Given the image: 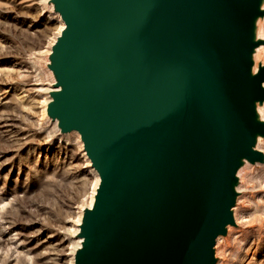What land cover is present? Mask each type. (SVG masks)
<instances>
[{
    "label": "water",
    "instance_id": "water-1",
    "mask_svg": "<svg viewBox=\"0 0 264 264\" xmlns=\"http://www.w3.org/2000/svg\"><path fill=\"white\" fill-rule=\"evenodd\" d=\"M49 114L100 175L74 264H214L238 157L264 136L254 103L261 0H53Z\"/></svg>",
    "mask_w": 264,
    "mask_h": 264
},
{
    "label": "rangeland",
    "instance_id": "rangeland-1",
    "mask_svg": "<svg viewBox=\"0 0 264 264\" xmlns=\"http://www.w3.org/2000/svg\"><path fill=\"white\" fill-rule=\"evenodd\" d=\"M261 18L264 27V8L251 41ZM59 26L50 0H0V264H70L76 218L96 181L80 136L60 134L44 112ZM262 46L264 38L254 47ZM251 148L259 158L238 164L235 218L214 264H264V147Z\"/></svg>",
    "mask_w": 264,
    "mask_h": 264
},
{
    "label": "bare ground",
    "instance_id": "bare-ground-1",
    "mask_svg": "<svg viewBox=\"0 0 264 264\" xmlns=\"http://www.w3.org/2000/svg\"><path fill=\"white\" fill-rule=\"evenodd\" d=\"M50 3L52 4L53 9L57 13L58 20H59V25H60L59 28H58V31L56 32V34H54V36L51 39V44H50V47H49V54L51 56V54L53 52V47L56 44L57 39L62 35L63 31L66 29V25H65L64 21L62 20L61 14L56 9L55 2L53 0H50ZM262 8H264V0L260 1L259 9L261 10ZM253 33H254V36H255L254 41H253L254 43H256L257 40H259L261 38H264V27H263L262 18L258 19L256 21ZM251 52L252 53L250 55V58H251V61L253 63L252 67H251L252 68L251 74L252 75H256L257 73H259V71L262 69V67H264V46H262V47H254ZM52 64H53V60L51 58L50 66ZM51 74H53V76H54V82L51 83L48 88L44 89V90H46V93L49 94V97L45 100V103H44V106L47 107V109H46V107L44 108V112L46 111V114L49 113V104L52 102V93L55 92V91H60L62 89V87H59L57 85L58 76H57V74H55V72L52 69H51ZM263 84H264V82H263ZM254 113H255L256 121L259 122V123H263L264 122V101L263 102L256 101L254 103ZM54 120L56 122V127L58 128L60 134L74 133V134L77 135V137L80 136V138H81V135H80V133L77 130H71V131H69L67 133H63L61 131L59 119L58 118H54ZM263 137L264 136L261 135V134H256L254 136L253 139H254V142H255L256 149L257 148L260 149V148L264 147V138ZM81 140H82V138H81ZM82 143L84 144L83 140H82ZM85 154H86V152H85ZM89 160H90V158H89ZM90 162H91V160L89 161V163ZM237 162L242 164V165H246L248 163V160L245 157H238L237 158ZM95 171H96V181H95L94 188H93L92 192L88 196L89 197L88 205L81 207V210L78 213V216L76 218V227H74L73 234H72V236L74 237L73 248L71 250L72 251L71 254H72L73 257H72V261H71L70 264H74L75 263L76 254L78 253L77 251L82 248V245H83V242H84V238L81 237L80 233H81V226H82L83 220H84L83 217H84L85 211L88 210V208H92L94 206L95 197H96L97 191H98V189L100 187L99 186L100 185V175L97 172V170H95ZM239 171H240V168L237 171L236 176H238ZM230 211H231V215H233L232 208H231ZM233 217H234V215H233ZM221 236L222 235L220 234L218 236L217 240H216L217 246H218L219 242L221 241ZM216 248L214 249L215 251H216Z\"/></svg>",
    "mask_w": 264,
    "mask_h": 264
}]
</instances>
